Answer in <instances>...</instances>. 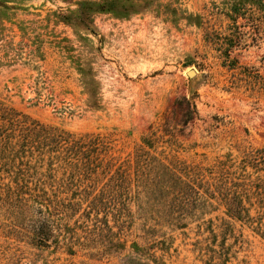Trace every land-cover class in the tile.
<instances>
[{"label":"rangeland","instance_id":"rangeland-1","mask_svg":"<svg viewBox=\"0 0 264 264\" xmlns=\"http://www.w3.org/2000/svg\"><path fill=\"white\" fill-rule=\"evenodd\" d=\"M0 1V103L78 140L0 131V264H264L219 197L264 146V0Z\"/></svg>","mask_w":264,"mask_h":264},{"label":"trees","instance_id":"trees-1","mask_svg":"<svg viewBox=\"0 0 264 264\" xmlns=\"http://www.w3.org/2000/svg\"><path fill=\"white\" fill-rule=\"evenodd\" d=\"M4 2L0 1V5ZM6 7V6H5ZM100 9L99 6H94ZM71 15L73 12L68 10ZM64 20H71L77 27L88 29V19L83 16L62 15ZM93 106H97V99L91 98ZM17 129L25 133L26 138L36 139V142H48L49 144L58 145L61 142H68L71 145L78 140L70 139L56 127L40 124L37 121L29 120L26 116L8 109L0 103V131L7 129ZM221 183L224 181V174L228 173L220 167ZM237 170L232 171V192L229 188L221 189L219 192L220 202L225 207L226 215L235 220H245L248 223L258 221L264 217V146L249 151L240 159ZM250 168L255 174H245V169ZM255 211V216H249V210Z\"/></svg>","mask_w":264,"mask_h":264},{"label":"water","instance_id":"water-1","mask_svg":"<svg viewBox=\"0 0 264 264\" xmlns=\"http://www.w3.org/2000/svg\"><path fill=\"white\" fill-rule=\"evenodd\" d=\"M193 74H194V72H193L192 70H190V71L187 72V75H188L189 77H191Z\"/></svg>","mask_w":264,"mask_h":264}]
</instances>
